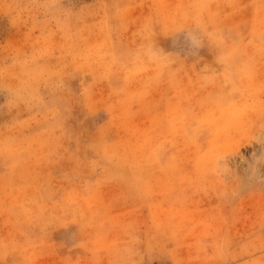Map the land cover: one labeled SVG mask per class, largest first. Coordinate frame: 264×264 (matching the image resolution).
<instances>
[{
    "label": "rangeland",
    "instance_id": "374dc122",
    "mask_svg": "<svg viewBox=\"0 0 264 264\" xmlns=\"http://www.w3.org/2000/svg\"><path fill=\"white\" fill-rule=\"evenodd\" d=\"M0 264H264V0H0Z\"/></svg>",
    "mask_w": 264,
    "mask_h": 264
}]
</instances>
